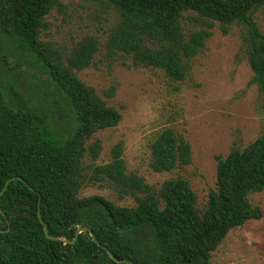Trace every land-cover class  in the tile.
I'll return each instance as SVG.
<instances>
[{
	"label": "trees",
	"instance_id": "16d2710c",
	"mask_svg": "<svg viewBox=\"0 0 264 264\" xmlns=\"http://www.w3.org/2000/svg\"><path fill=\"white\" fill-rule=\"evenodd\" d=\"M84 1L115 18L105 42L109 55L161 70L174 82L186 79L215 26L222 34L238 27L250 84L264 91V33L254 20L264 0ZM62 8L60 0H0V191L12 177L29 186L12 180L0 198V264H118L105 249L132 264H211L232 229L263 216L248 197L264 191V134L216 157L215 189L203 209L184 178L155 187L127 173L121 143L110 162L94 164L101 143L89 141L117 126L121 114L76 74L93 64L95 37L66 53L42 40L46 17ZM149 150L156 173L192 161L190 144L172 129L162 130ZM94 185H106L134 205L79 196ZM38 210L50 236L72 241L78 228L87 227L97 243L88 232L73 244L48 240Z\"/></svg>",
	"mask_w": 264,
	"mask_h": 264
},
{
	"label": "rangeland",
	"instance_id": "374dc122",
	"mask_svg": "<svg viewBox=\"0 0 264 264\" xmlns=\"http://www.w3.org/2000/svg\"><path fill=\"white\" fill-rule=\"evenodd\" d=\"M61 11L46 17L42 40L68 52L87 36L98 41L93 64L76 74L87 86L121 114L117 126L94 134L101 151L94 164L111 160L112 148L121 143L127 173L142 177L152 186L184 178L203 209L210 190L215 189L216 157L225 158L233 147L243 149L264 134V91L250 84L252 72L241 49L240 29L222 34L217 26L204 47L191 60L182 82L164 72L135 67L121 54L109 55L105 42L115 18L91 1L60 0ZM264 33V7L254 14ZM22 84H25L24 82ZM113 90L110 97L107 93ZM165 129H172L191 146V164L170 172L150 168V143ZM102 196L115 205L132 207L131 199H120L106 185L88 186L80 197ZM248 201L262 210V218L232 229L211 254V264H264V191Z\"/></svg>",
	"mask_w": 264,
	"mask_h": 264
},
{
	"label": "water",
	"instance_id": "95a60500",
	"mask_svg": "<svg viewBox=\"0 0 264 264\" xmlns=\"http://www.w3.org/2000/svg\"><path fill=\"white\" fill-rule=\"evenodd\" d=\"M12 180H19V181H22L27 187H29L28 184H26V183L22 180V178H20V177H12L11 179H8V180L6 181V183L4 184L2 190L0 191V198H1V196L3 195V193L5 192V190H6L7 186H8V184H9ZM30 190L33 191L32 188H30ZM37 216H38L39 222H40L41 225H42L43 233H44L45 237H46L48 240H51V241H61V242H63L64 244H67V243L73 244L74 241L77 239V237H78V235H79L80 233H82V232H88V233H89V236H90L91 239H92V241L95 242V243H97V241H96V239H95L93 233H92V232L90 231V229L87 228V227H81V228H78V229L76 230L75 234H74V237H73V240H72V241H67V240L61 239V238H59V237H53V236H50L49 233H48V229H47L46 224H45V223L43 222V220L41 219V216H40V212H39V210H38V212H37ZM105 252H106V254L108 255V257H109L111 260H113L114 262H116V263H118V264H123V263H126V264H132V263H130V262H128V261H125V260H117V259L111 254V252H110L109 250H107V249H105Z\"/></svg>",
	"mask_w": 264,
	"mask_h": 264
}]
</instances>
